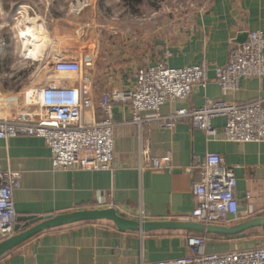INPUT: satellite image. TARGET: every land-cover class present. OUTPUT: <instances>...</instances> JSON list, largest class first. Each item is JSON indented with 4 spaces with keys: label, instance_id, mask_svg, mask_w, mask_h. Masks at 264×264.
Listing matches in <instances>:
<instances>
[{
    "label": "crops",
    "instance_id": "0c3cea01",
    "mask_svg": "<svg viewBox=\"0 0 264 264\" xmlns=\"http://www.w3.org/2000/svg\"><path fill=\"white\" fill-rule=\"evenodd\" d=\"M8 12L9 21L3 17L0 30L10 24L12 10ZM174 22L166 43L154 55L148 53V60L166 61L171 67L206 62L210 80L205 87H195L186 100L166 103L161 107L163 114L179 107L199 108L207 99L245 103L264 98V75L243 79L237 91L226 95L213 79L214 69L226 64L235 44L243 42L251 31L264 35V0H200L198 5H185ZM72 25L74 22L68 30ZM1 35L0 119L30 116L38 111V92L77 93L82 80L91 81L95 102L109 88H128L132 84L134 70L128 77L131 80L124 82L117 77H122L120 69L108 74L116 76V82L108 79L107 83V41L103 43L97 35L85 42L61 33L71 47L66 54L71 52L78 58L67 64L71 70L66 72L57 58L50 59L44 68L32 70L29 54L15 57V36ZM81 55L93 58V68L83 65ZM94 116L101 119L103 114L95 110ZM131 116L127 104L113 106V161L107 170L56 169L41 137L18 134L0 139V171L13 172L18 179L13 190L17 218L114 208L117 214L132 220H186L194 207L192 184L199 179L197 168L186 169L208 152L218 153L234 170L239 222L264 216V140H211L187 120L167 129L156 121L132 123ZM212 124L221 131L224 118L215 117ZM166 154L171 155V168L147 165L149 158ZM189 235L204 236L207 253L264 246V230L257 228L231 236L183 229L140 232L120 231L111 221L95 220L45 230L2 255L0 264H147L188 254ZM3 239L0 236V241Z\"/></svg>",
    "mask_w": 264,
    "mask_h": 264
},
{
    "label": "built area",
    "instance_id": "2783aa9c",
    "mask_svg": "<svg viewBox=\"0 0 264 264\" xmlns=\"http://www.w3.org/2000/svg\"><path fill=\"white\" fill-rule=\"evenodd\" d=\"M264 35L251 31L246 39L235 44L225 65L214 69V81L222 94L237 91L245 78L264 75ZM83 65L91 69L92 57ZM206 62L196 65L171 67L166 61L149 63L132 73L128 88L111 89L94 101L90 80H82L77 93L70 90L37 93L38 111L17 120L0 119V139L15 135L37 136L45 140L56 169L107 170L113 161L114 120L113 106L128 105L130 122L135 124L158 122L163 128L173 129L183 120L203 131L208 139L238 143L264 140V98L245 103L223 99H207L199 108L179 107L168 114L161 112L166 103L186 100L195 87L209 82ZM95 110L103 114L94 116ZM88 113V114H87ZM224 118L221 131L212 120ZM147 165L171 168V155L151 157ZM197 168L199 179L192 184L194 207L186 220L203 224L230 225L239 222V203L236 198V177L232 167L226 166L216 152L195 158L189 168ZM18 186L16 174L0 171V236L13 234L17 214L13 190ZM202 235L187 237L188 254L169 260L147 264H263L264 246L221 253H207ZM138 264V263H135Z\"/></svg>",
    "mask_w": 264,
    "mask_h": 264
},
{
    "label": "rangeland",
    "instance_id": "374dc122",
    "mask_svg": "<svg viewBox=\"0 0 264 264\" xmlns=\"http://www.w3.org/2000/svg\"><path fill=\"white\" fill-rule=\"evenodd\" d=\"M199 2L143 0L138 5H132L124 0H0V21L3 17L4 21H9L6 15L12 10L8 22L11 25L7 24L0 33L2 37L15 36V57L23 52L29 54L28 64L32 70L44 68L50 64V59L57 58L64 72L71 70L67 64L78 58L71 56V52L66 54L71 47L61 33H68L73 40L80 38L85 42L89 36L97 35L103 43L107 41V83L108 79L116 82V76H108L112 70H121L122 77H117L130 81V72L151 63L147 54L154 55L161 44L166 43L175 23L174 18L180 15L182 8L198 5ZM73 22L74 26L68 30ZM51 52L50 57L48 54ZM88 58L85 56L83 60ZM116 88L119 87L112 89Z\"/></svg>",
    "mask_w": 264,
    "mask_h": 264
},
{
    "label": "water",
    "instance_id": "95a60500",
    "mask_svg": "<svg viewBox=\"0 0 264 264\" xmlns=\"http://www.w3.org/2000/svg\"><path fill=\"white\" fill-rule=\"evenodd\" d=\"M95 220L111 221L120 231L148 232L157 229H183L226 236L238 235L249 229L264 226V216L253 217L230 225L203 224L189 220L143 221L125 218L117 214L114 208L79 210L46 216H25L17 218V224L14 225L15 233L0 241V257L45 230Z\"/></svg>",
    "mask_w": 264,
    "mask_h": 264
},
{
    "label": "trees",
    "instance_id": "16d2710c",
    "mask_svg": "<svg viewBox=\"0 0 264 264\" xmlns=\"http://www.w3.org/2000/svg\"><path fill=\"white\" fill-rule=\"evenodd\" d=\"M124 1H126L127 3H130L132 5H134V4L138 5L141 2H143V0H124ZM257 229H261V230L263 229L264 230V226L263 227H257Z\"/></svg>",
    "mask_w": 264,
    "mask_h": 264
}]
</instances>
